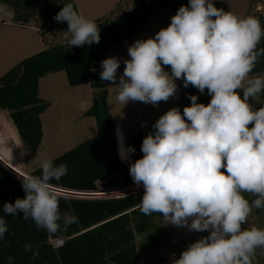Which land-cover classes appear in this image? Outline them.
<instances>
[{
	"label": "clouds",
	"instance_id": "1",
	"mask_svg": "<svg viewBox=\"0 0 264 264\" xmlns=\"http://www.w3.org/2000/svg\"><path fill=\"white\" fill-rule=\"evenodd\" d=\"M54 19L67 22V50L99 43L98 25L71 3ZM262 39L264 26L258 18L239 17L217 8L213 0H188L153 38L128 47L122 75L117 57L101 61L100 79L117 88L116 99L123 106L129 101L154 107L167 102L177 93L176 80L211 97L204 104L189 95L191 104L183 113L172 107L161 115L142 141V158L129 167L135 185L144 189L138 205L143 214L159 213L174 226L208 233L172 264H253L257 249H264V229L244 227L254 208H264V106L251 102L264 92V75H250L264 56V47H258ZM117 139L125 161L135 149L125 147L119 130ZM40 172L23 177L25 197L6 202L3 212L22 213L23 219L31 218L38 229L56 236L79 222L78 216L61 213L51 190V181L66 176L68 167L41 159ZM245 193L255 199L250 202ZM7 231L0 217V240ZM23 247L31 249L30 244Z\"/></svg>",
	"mask_w": 264,
	"mask_h": 264
},
{
	"label": "trees",
	"instance_id": "2",
	"mask_svg": "<svg viewBox=\"0 0 264 264\" xmlns=\"http://www.w3.org/2000/svg\"><path fill=\"white\" fill-rule=\"evenodd\" d=\"M69 3L77 11L74 0H0L1 5L10 8L13 26L34 25L41 31L43 38H56L59 33L71 38V34L67 32V22L60 23L54 19L63 5ZM123 3L130 5L125 12H121L119 4L111 13V17L94 21L100 29L98 44L73 47L71 50H67L66 41L56 46H48L47 49L22 60L0 77V111L8 113L25 151L32 153L37 152L41 146V116L50 106L39 98V81L42 78L62 72L69 87L89 85L95 92L90 109L84 113L86 117L94 120L95 135L52 160L55 165L64 163L68 167L66 176L59 181H51L54 189L93 193L98 190V184L112 176H118L122 187L131 186L134 181L128 167L135 160L142 158V141L149 132H154L151 126L143 134L129 138L125 147L131 146L135 152L130 154L127 160H121L115 124L107 105V81L100 79L101 61L118 45L141 32L155 14L170 9L173 17L182 5L188 4V0H123ZM249 16L258 18L264 26V16L254 13ZM258 47H264V39ZM93 67L94 72L90 70ZM250 75H264V56L259 58ZM177 82L179 101L174 107L179 108L181 113L185 106L191 104L189 95L198 96V103L210 102V96L202 98L195 87L185 88L183 80ZM257 99V107L264 106V92ZM40 174L39 167L29 175ZM143 193L144 191L121 198L95 199L57 195L61 213L76 215L79 222L70 226L66 232L61 231L56 236H50L44 229H38L31 218L23 219L22 213L11 216L3 212L6 202L14 203L17 198H24L26 193L22 183L0 167V217L6 220L8 227L4 239L0 240V264H27L37 251L41 255L40 260L50 264L55 257H59L56 251L51 250L60 252V249L67 246V239L72 238L92 250H96L99 242H104L105 264H118L130 257L131 251L136 254L135 238L138 235L150 236L146 253L161 249L165 240L153 237L151 231L160 229L164 217L159 213L145 215L139 210L138 205ZM244 195L250 202L255 199L250 194ZM59 238L66 239L63 246L45 250L49 239ZM25 244L31 245L30 251H24ZM9 256L13 258L11 262L7 259ZM92 263L96 264L97 259H93Z\"/></svg>",
	"mask_w": 264,
	"mask_h": 264
},
{
	"label": "rangeland",
	"instance_id": "3",
	"mask_svg": "<svg viewBox=\"0 0 264 264\" xmlns=\"http://www.w3.org/2000/svg\"><path fill=\"white\" fill-rule=\"evenodd\" d=\"M116 1L76 0V5L81 9L83 17L96 21L104 17H111V13L109 14V12L113 10ZM254 2L255 0H213L217 8L232 12L239 17L251 15L253 13L252 6ZM261 3L263 4L264 0H261ZM127 5L123 2L120 3L122 13L127 8ZM103 10L105 11L104 13H102ZM117 14L119 15V12ZM167 15H169V18ZM171 18L172 10L170 9L163 10L155 18H151L152 20L147 24L150 38H153L161 28L167 27L171 22ZM11 19L10 8L0 4V77L22 60L45 50L40 34L36 30L28 31L24 29L25 27L13 26ZM68 40L69 37L61 33L57 34L56 38L47 37L48 46H56ZM129 46L126 40L115 52L121 62L118 76L123 74L125 67L123 61L129 58ZM165 70L170 72V67L166 66ZM175 83L177 84L176 95L171 97L167 102H159V105L154 107L151 104L138 101H129L123 106L116 99L117 88L107 81V105L109 112L113 115V120L121 121L125 130L136 128L138 120L141 119L140 115L137 116L136 113H142L147 108H151L152 113L159 119L161 115L174 107L179 101L177 80ZM196 91L202 98L209 96L207 91L203 94L197 89ZM94 93L89 85L69 87L65 74L62 72L50 74L39 81V98L49 103L50 106L41 116L42 132L45 139H42V145L35 153L25 151L15 128L11 124L8 113L0 111V156L24 173L19 176L20 174L18 175L15 171L13 172L8 167L6 168L1 162L0 167L22 183L23 177L28 176L31 169L37 168L41 159L54 160L81 142L92 138L96 132L95 123L92 118L86 117L84 113L90 109ZM251 102L254 107H257L258 99ZM87 104L89 106L86 108ZM83 108L86 109L84 110ZM81 110L84 111L81 112ZM118 130L120 131L117 126L115 128L116 134ZM49 139H52L53 143H51V148L47 150ZM124 144L126 145L125 142ZM102 184H98V190L93 193H73L54 188H51V190L58 196L82 199L121 198L144 191L142 185L137 187L135 183L127 188L122 187L121 183L120 186L111 188H103ZM160 225V229L157 228V231H151V233L153 237L165 240L163 248L146 253L145 249L150 236L149 234L138 235L135 238L136 254H133L131 251L130 257L121 260L118 264H172L173 258H179L182 251L190 243L195 242L202 236L208 235L207 232H190L186 227L174 226L168 223L165 218ZM251 226L264 229V210L253 209L252 214L248 218V223L244 227L248 228ZM59 239L62 241L66 240L65 238ZM67 240H69L67 246L60 249V252H57L58 250H51L52 252L56 251L59 257H55L50 264H93L92 260L95 258L97 259L96 264H105L106 245L104 242H99L96 250H92L88 246L83 245L81 241L74 240V238ZM54 241V239H49L45 250H50L52 248L51 244ZM39 256L41 255L37 251L36 255L29 259L27 264H46V262L40 260ZM253 264H264V249H257Z\"/></svg>",
	"mask_w": 264,
	"mask_h": 264
},
{
	"label": "crops",
	"instance_id": "4",
	"mask_svg": "<svg viewBox=\"0 0 264 264\" xmlns=\"http://www.w3.org/2000/svg\"><path fill=\"white\" fill-rule=\"evenodd\" d=\"M75 2V5H76V0L74 1ZM121 2H123V0H117L116 2H115V4H114V8H113V10L111 11L110 10V12H109V14L110 13H112L113 11H114V9H115V7H116V5H119ZM130 5L128 4L127 5V8L129 7ZM76 8H77V11H78V13L81 15V9L76 5ZM126 8V9H127ZM126 9H125V11H126ZM124 11V12H125ZM163 11V10H162ZM162 11H160V12H158L157 14H155V16H153V18H155L158 14H160V13H162ZM105 11L103 10V12L102 13H104ZM166 14V13H165ZM107 15V14H106ZM167 17L169 18V15H167ZM152 18V19H153ZM157 18H159V17H157ZM86 19H89V18H86ZM151 19V20H152ZM150 20V21H151ZM149 21V22H150ZM155 21H156V19H155ZM148 22V23H149ZM147 23V24H148ZM17 27V26H16ZM25 30H28V31H31V30H36L39 34H40V37H41V42H42V44H43V46L45 47V49H47V47H48V41H47V37H42L41 36V31L40 30H38L37 28H35L34 26H28V27H25L24 28ZM148 30V25H146L144 28H143V30L141 31V32H139L138 34H136L135 36H133L132 38H130V39H128L127 40V43L129 44V45H132L135 41H137V40H146V39H148V38H150V34H149V32L147 31ZM126 42V41H125ZM124 43V42H123ZM122 43V44H123ZM121 44V45H122ZM120 45V46H121ZM120 46H117L115 49H114V51H112L111 53H109L104 59H106V58H109V57H117L116 56V53L115 52H117V49H119V47ZM89 106V104H87V106H85L86 108ZM85 108V109H86ZM84 109V108H83ZM84 109V110H85ZM84 110H81V112L82 111H84ZM109 110V109H108ZM153 111L151 110V108H147L146 110H144L142 113H136V115L137 116H139L140 115V117H141V119H139L138 120V126H136V128H132V129H129V130H125V128H124V126H123V123L121 122V121H114V124H115V128L118 126L119 127V129H120V131L122 132V134H123V137H124V142L126 143V141L129 139V138H131L132 136H135V135H138V134H143L152 124H154L158 119H157V116L156 115H154L153 113H152ZM111 114V113H110ZM111 116H112V119H113V115L111 114ZM145 118V119H144ZM43 140L45 139V137H44V133H43V138H42ZM51 143H53V141H52V139H49V141L47 142V150H49L50 148H51ZM41 145H42V143H41ZM41 147V146H40ZM45 159V158H44ZM0 162H4L9 168H11L13 171H15L16 173H18L19 172V174L21 175V174H23L24 172H22L20 169H18V168H16L15 166H13L10 162H8L6 159H4L3 157H1L0 156ZM3 166V165H2ZM7 166H6V168H7ZM4 167V166H3ZM38 167H40V164L38 165ZM37 167V168H38ZM37 168H35V169H37ZM35 169H31V172L33 171V170H35ZM30 172V173H31ZM28 175V174H27Z\"/></svg>",
	"mask_w": 264,
	"mask_h": 264
},
{
	"label": "built area",
	"instance_id": "5",
	"mask_svg": "<svg viewBox=\"0 0 264 264\" xmlns=\"http://www.w3.org/2000/svg\"><path fill=\"white\" fill-rule=\"evenodd\" d=\"M252 12L256 15H261L264 16V3H261V0H257L256 3L252 6ZM2 163V162H1ZM5 166H7L5 163H2ZM8 167V166H7ZM9 168V167H8ZM10 170H12L11 168H9ZM13 171V170H12ZM14 172V171H13ZM16 173V172H15ZM19 175V173H16ZM21 176V175H19ZM53 249H57L60 248L61 246H63V241L61 239L55 240L52 244H51Z\"/></svg>",
	"mask_w": 264,
	"mask_h": 264
},
{
	"label": "water",
	"instance_id": "6",
	"mask_svg": "<svg viewBox=\"0 0 264 264\" xmlns=\"http://www.w3.org/2000/svg\"><path fill=\"white\" fill-rule=\"evenodd\" d=\"M128 169H129V167H128ZM116 186H120V180H119L118 176H112V177L108 178L106 181H104L102 184L103 188H111V187H116Z\"/></svg>",
	"mask_w": 264,
	"mask_h": 264
}]
</instances>
